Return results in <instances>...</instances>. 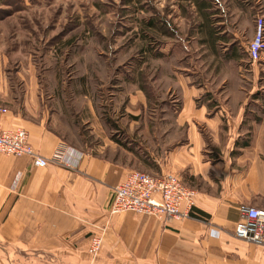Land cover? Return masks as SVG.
I'll return each instance as SVG.
<instances>
[{
    "label": "crops",
    "instance_id": "1",
    "mask_svg": "<svg viewBox=\"0 0 264 264\" xmlns=\"http://www.w3.org/2000/svg\"><path fill=\"white\" fill-rule=\"evenodd\" d=\"M176 6L177 24L165 13L145 23L146 69L179 52L183 37L180 49L191 48L178 60L186 67L165 78L176 97L162 105L176 118L141 123L150 143L145 155L117 143L96 153L67 145L41 95L10 82L23 77L10 71L0 43V125L25 129L46 159L62 144L70 150L68 164L45 167L0 154V264H264V246L234 234L241 206L264 210V50L258 62L248 53L264 0H176ZM151 19L167 21L175 33L159 32ZM124 70L116 81L109 73L114 89L136 82L145 111L160 104L155 90L162 72L149 77ZM213 91L220 104L206 100ZM139 154L153 162L154 175L172 173L196 191L190 218L164 223L133 212L109 216L113 189L137 169ZM80 155L78 165H70ZM94 236L102 238L97 256L89 253Z\"/></svg>",
    "mask_w": 264,
    "mask_h": 264
},
{
    "label": "rangeland",
    "instance_id": "2",
    "mask_svg": "<svg viewBox=\"0 0 264 264\" xmlns=\"http://www.w3.org/2000/svg\"><path fill=\"white\" fill-rule=\"evenodd\" d=\"M175 11L176 0H0V43L10 58V71L21 72L23 77L10 82L41 95L55 118L54 130L67 145L96 153L112 150L116 136L145 155L150 143L141 123L176 118L167 104L162 105L163 99L176 97L173 89L169 92L165 78L177 66L186 67L178 60L191 51L180 49L183 37L177 41L179 52L146 69L145 23L151 15L165 13L177 24ZM163 51L166 54L168 48ZM116 65L129 74L148 72L151 77L162 72L159 81L163 78V83L155 90L160 104L145 111L136 82L127 84L126 90L114 89L108 76ZM216 94L213 91L206 100L218 104ZM141 154L135 171L154 175L153 162Z\"/></svg>",
    "mask_w": 264,
    "mask_h": 264
},
{
    "label": "built area",
    "instance_id": "3",
    "mask_svg": "<svg viewBox=\"0 0 264 264\" xmlns=\"http://www.w3.org/2000/svg\"><path fill=\"white\" fill-rule=\"evenodd\" d=\"M264 50V19L257 18L255 34L248 47L252 62H258ZM69 148L60 145L52 159L42 157L29 143V134L23 128L4 129L0 125V154L27 156L36 166L45 167L50 162L68 164ZM81 155L70 165L76 167ZM196 191L184 185L174 174L150 175L132 171L125 180L113 189L109 216L133 212L157 217L168 223L175 219L190 218L196 206ZM241 220L235 227V237L248 243L264 246V210L241 206ZM102 246V238L91 239L89 253L97 256Z\"/></svg>",
    "mask_w": 264,
    "mask_h": 264
},
{
    "label": "trees",
    "instance_id": "4",
    "mask_svg": "<svg viewBox=\"0 0 264 264\" xmlns=\"http://www.w3.org/2000/svg\"><path fill=\"white\" fill-rule=\"evenodd\" d=\"M163 23H164V24H162L160 20L158 21V23H155L152 19L149 21L150 26H153L154 29L158 30L159 32H160L161 30H163L165 34L173 35V34L175 33V31H174L173 29H171V28L169 29V26H168L167 21H163ZM113 69H114V70L112 71V76H111V78H112V80L116 81L114 75L116 74V72H119V71H121L122 69H118V68H115V67H114ZM112 126H113V129H114V130H117V129H118V127H117L116 124L113 123ZM113 140H114L119 146H121V147L134 149V148H133L134 146H133V147H132V146L129 147L128 143H125V142L121 141V140L118 139V137H116V136L113 137ZM237 146H239V145H237ZM243 146H247V145H243ZM144 160H147V161H148V159H144Z\"/></svg>",
    "mask_w": 264,
    "mask_h": 264
}]
</instances>
